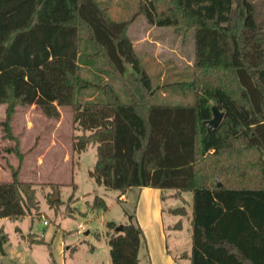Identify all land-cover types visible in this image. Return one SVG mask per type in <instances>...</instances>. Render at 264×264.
Returning a JSON list of instances; mask_svg holds the SVG:
<instances>
[{
    "label": "trees",
    "instance_id": "1",
    "mask_svg": "<svg viewBox=\"0 0 264 264\" xmlns=\"http://www.w3.org/2000/svg\"><path fill=\"white\" fill-rule=\"evenodd\" d=\"M135 14L183 41L192 34L191 77L174 83V93H191L190 102H156L169 84L154 82L141 64L128 35L133 17L112 19L99 0H0L6 121L16 105H36L52 119L70 108L81 130L73 151L96 147L89 175L120 192L118 200L132 187L191 193V250L183 254L190 264H264V0H139ZM83 33L93 48L84 64L103 58L128 102L109 81L81 74ZM214 103L224 115L208 131ZM17 153L19 166L0 181V218H22L37 205L35 188L18 178ZM91 208L108 206L95 195ZM186 213L184 205L173 208ZM126 215L124 223L106 222L110 264H140L144 234L135 214ZM7 240L0 229L1 254ZM48 264H56L51 251Z\"/></svg>",
    "mask_w": 264,
    "mask_h": 264
},
{
    "label": "rangeland",
    "instance_id": "2",
    "mask_svg": "<svg viewBox=\"0 0 264 264\" xmlns=\"http://www.w3.org/2000/svg\"><path fill=\"white\" fill-rule=\"evenodd\" d=\"M109 16L115 20L134 18L129 26L128 35L136 54L151 79L159 84H169L160 89L156 102L164 104H184L192 100L188 91L175 92L174 83L189 80L193 62V38L188 35L184 41L175 35L172 29L155 27L154 36L158 39L151 44L145 38L146 20L135 14L139 0H99ZM135 14V15H134ZM134 15V16H133ZM79 63L81 74L92 82L109 81L120 99L128 98L119 80L114 79L112 70L100 56L92 57L90 66L84 64V58L93 51L83 33ZM162 73L160 76L159 74ZM126 77L132 81V69L126 67ZM92 90L81 96L89 98ZM96 97V94H94ZM93 96V97H94ZM98 98H102L101 95ZM7 104L0 103V181L11 179V171L21 165L18 178L29 182L35 188L37 205L19 219L0 218V229L7 235L4 244L7 255L0 258V264H48L50 251L56 264H110L109 246L106 241V222L124 223L127 214L134 213L136 200L124 202L118 200L120 192L106 189L89 175L96 160V147L88 145L79 153L73 151V136L81 130L73 127L70 108H59L60 117H46L36 105H16L6 121ZM7 122V123H6ZM7 124V127H6ZM73 185H76L73 188ZM172 189H164V224L176 221L173 208L191 203V193L182 192L186 203L180 198L170 196ZM95 195L104 198L106 211L91 208ZM176 196V195H175ZM52 198L54 202H52ZM152 203H148V210ZM47 223V224H45ZM89 231V232H88ZM88 232V233H87ZM171 233V231L169 232ZM168 245L173 251L175 246L190 248L191 225L183 221L181 231H173ZM43 239L45 243L36 240ZM91 245L94 249L91 250ZM50 246V247H49ZM75 246L71 252L70 247ZM142 252L141 261H144ZM181 264H185L183 259Z\"/></svg>",
    "mask_w": 264,
    "mask_h": 264
},
{
    "label": "crops",
    "instance_id": "3",
    "mask_svg": "<svg viewBox=\"0 0 264 264\" xmlns=\"http://www.w3.org/2000/svg\"><path fill=\"white\" fill-rule=\"evenodd\" d=\"M145 38L148 40L149 43L154 44L158 42V39H148L149 34L152 35L153 31L155 30V26H150L145 24ZM154 36V35H152ZM164 190V189H163ZM162 189H154L150 187H132L130 188L126 194L121 196V199L126 202L129 199L136 200V205L134 209V214L136 218V222L141 227L144 239L139 248V263L140 264H181V260L185 261V264H190L189 257L183 256L185 253H189L191 250L190 248H179L175 246L176 238L173 236L172 238V245L173 251L170 250L168 245V238L169 236L174 235L173 231H181L183 228V221L190 222V215H191V203L186 200L183 201L184 196L183 194L180 197L173 196L175 190L170 193V196L175 198H180L182 203H186V211L185 215H176V221H170L169 224L165 226L164 224V206L162 205V201L164 202L166 195L163 194ZM152 203L150 208L147 210V204ZM184 205V204H183ZM182 206V205H179ZM177 206V207H179ZM177 222L181 223V227L178 228L175 226ZM171 231V233H169ZM89 232V231H88ZM87 232V233H88ZM4 248V246H3ZM94 249V246H93ZM144 252V261H141L140 255ZM6 250L4 248V253H0V258L6 256Z\"/></svg>",
    "mask_w": 264,
    "mask_h": 264
},
{
    "label": "water",
    "instance_id": "4",
    "mask_svg": "<svg viewBox=\"0 0 264 264\" xmlns=\"http://www.w3.org/2000/svg\"><path fill=\"white\" fill-rule=\"evenodd\" d=\"M211 111L212 117L204 121V124L206 125L208 131L217 128L224 115V113L218 108V105L216 103L212 104ZM217 185L220 186L221 184L217 181ZM52 201H54L53 198Z\"/></svg>",
    "mask_w": 264,
    "mask_h": 264
},
{
    "label": "built area",
    "instance_id": "5",
    "mask_svg": "<svg viewBox=\"0 0 264 264\" xmlns=\"http://www.w3.org/2000/svg\"><path fill=\"white\" fill-rule=\"evenodd\" d=\"M45 224H47V223H45Z\"/></svg>",
    "mask_w": 264,
    "mask_h": 264
}]
</instances>
